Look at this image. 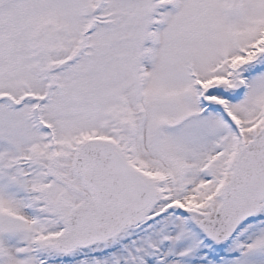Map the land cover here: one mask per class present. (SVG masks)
Instances as JSON below:
<instances>
[{
  "label": "snow or ice",
  "instance_id": "obj_1",
  "mask_svg": "<svg viewBox=\"0 0 264 264\" xmlns=\"http://www.w3.org/2000/svg\"><path fill=\"white\" fill-rule=\"evenodd\" d=\"M0 264H264V0H0Z\"/></svg>",
  "mask_w": 264,
  "mask_h": 264
}]
</instances>
